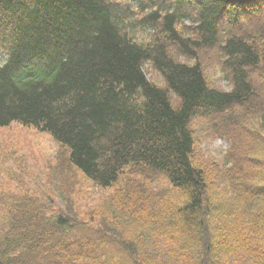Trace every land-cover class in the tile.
<instances>
[{
    "label": "trees",
    "instance_id": "16d2710c",
    "mask_svg": "<svg viewBox=\"0 0 264 264\" xmlns=\"http://www.w3.org/2000/svg\"><path fill=\"white\" fill-rule=\"evenodd\" d=\"M263 13L264 0H0V126L47 132L70 170L117 186L84 212L65 188L60 206L0 194V264H264ZM200 128L229 141L222 160L197 153Z\"/></svg>",
    "mask_w": 264,
    "mask_h": 264
},
{
    "label": "rangeland",
    "instance_id": "374dc122",
    "mask_svg": "<svg viewBox=\"0 0 264 264\" xmlns=\"http://www.w3.org/2000/svg\"><path fill=\"white\" fill-rule=\"evenodd\" d=\"M150 34L149 31H142L139 38L148 39ZM208 59L209 57L206 58V56L201 59L206 73L216 86L222 90L227 89V83L219 68L211 66ZM145 71L150 81L162 84L160 76L148 65L145 66ZM3 127L0 126V194L17 196L27 193L30 197L50 195L59 204L61 202L56 192L65 188L63 191L67 190L69 194H72L75 197L76 207L84 212L96 208L117 187L101 189L80 173L70 170L64 157L66 154L48 133L19 124ZM199 131L203 136H200L201 139L196 146L197 153L203 158L211 157L216 161L222 160L228 149V141L223 138L204 137L201 128ZM128 227L129 232L126 231L127 233L131 235L138 233L139 226L130 225ZM79 239V231L75 230L71 237L67 239L60 237L55 243ZM98 240L96 236L89 235L86 247H90ZM158 240L151 241V243L158 242Z\"/></svg>",
    "mask_w": 264,
    "mask_h": 264
}]
</instances>
